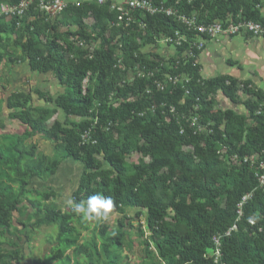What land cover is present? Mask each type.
I'll use <instances>...</instances> for the list:
<instances>
[{"label": "trees", "instance_id": "trees-1", "mask_svg": "<svg viewBox=\"0 0 264 264\" xmlns=\"http://www.w3.org/2000/svg\"><path fill=\"white\" fill-rule=\"evenodd\" d=\"M20 1L10 0V3L17 5ZM180 7L188 15L199 13L201 21L205 13L207 22L226 18L228 14L257 21L261 16L259 8L264 10V0H196L190 5L185 0ZM89 17L94 20L95 28L101 29L104 43L90 57L84 58L66 38L73 34L60 33L59 29L76 26V35L87 38L84 21ZM59 18L57 24H46L45 28L40 27L39 20L31 23L33 30L27 27L32 32L29 35L26 32L28 38L20 46L21 53L31 71L54 74L65 92L53 102L67 117L81 121L73 127L55 122L48 128V110L31 109L28 106L30 98L24 94L8 100V109L20 110L13 117L20 120L26 130L15 136L14 158L8 160L9 150H0V161H8L15 166L17 174L22 177L20 191H25L34 179L54 176L63 160L80 161L83 172L73 193L76 201H86L89 196L100 194L111 197L116 209L126 207L144 212L146 228L155 241L153 251L158 252L167 264H264V191L259 189L255 172L242 162L244 156L264 151V114L259 112L258 103L251 99L256 97L264 101V94L250 90L247 83L241 84L231 76L201 82L200 67L193 65V58L186 65L181 63L170 71L174 77L188 75L189 81L184 85L176 84L171 89L159 91L152 86L153 78L146 75L120 87L124 72L115 59L116 48L111 47L109 41L116 39L125 56L126 66L130 68L138 63L141 70L149 72L159 66L155 61L140 56L138 41L154 43L162 35L173 37L175 32H183V28L172 18L161 14L146 16L144 33L110 27L116 20V13L110 11L108 5L99 6L95 1L85 2L79 7L69 6ZM10 25L0 24V46L2 35L16 29L14 21ZM44 29L53 30L54 34L42 46L38 38ZM107 31L111 33L110 40L105 37ZM61 40L67 41L66 48L60 45ZM179 49L182 52L184 47ZM194 53L197 57L198 52ZM163 69L160 68L165 71ZM86 80L88 84L84 88ZM240 86L250 98L244 103L248 118L238 116L232 110L213 112L212 97L219 92L237 106ZM128 92H137V99L122 102L117 107L110 104L113 97ZM195 108L199 116L197 124L206 127L207 132L206 129L198 132V126L190 127L185 118H181L184 115L188 117ZM141 114H147L148 118H140ZM249 120L251 125H248ZM117 122L127 123L115 128L119 139L102 128ZM85 134H89L90 140L82 139ZM36 136L55 143L62 160L38 155L35 146L26 148L23 145ZM183 147H190L193 152H185ZM220 150H225L228 156H238L239 165L230 170L223 168ZM134 151L144 152L148 164L136 167V172L127 179L123 156ZM100 155L115 174L114 180L97 162L96 157ZM250 193L253 197L243 206V217L237 221V206ZM37 196L49 201L54 194ZM5 197V192L0 190L2 231L9 229L12 216L21 204L14 198ZM29 203L34 207L35 200ZM168 211H171V220L176 226L182 225L188 231L181 232L166 224ZM35 216L39 217L38 214ZM253 217L257 221L251 226L249 221ZM71 220V214L58 212L56 205L50 202L36 226L56 225L59 245L71 246ZM235 225L238 231L225 237L224 234ZM122 228L123 224L119 222L112 237V245L116 247L121 246ZM218 235L222 238L220 256L215 262V258H208L207 253L214 249L213 239ZM62 257L63 252L57 251L53 259ZM8 259L9 264H20L23 258L19 257V252H11ZM32 264L45 263L35 261ZM109 264H114L113 259Z\"/></svg>", "mask_w": 264, "mask_h": 264}, {"label": "rangeland", "instance_id": "rangeland-1", "mask_svg": "<svg viewBox=\"0 0 264 264\" xmlns=\"http://www.w3.org/2000/svg\"><path fill=\"white\" fill-rule=\"evenodd\" d=\"M195 1L190 0L191 3ZM167 2L168 4H172L171 0H167ZM3 4L5 6H13L10 0H3ZM37 6L38 3H34L23 15L0 16V24L11 26L10 23L14 21L16 26L15 30L8 31V33L2 35L3 41L0 46V150L1 152L9 150L7 154L8 160L13 159L15 156V153L12 151L15 150V136L21 135L26 130V127L20 120L13 117L20 110H10L7 108V102L13 96L24 94L30 98L28 106L31 109L48 110L50 112L49 120L46 123L48 128L53 126L55 122H59L63 126L73 127L81 121L76 117H67L53 102L65 92V88L58 83L54 74L52 72L39 74L31 71L28 62L23 58L21 53V44L27 41V34L29 35L32 32L31 30H33L31 23L39 20L40 27L45 28L46 24L52 26L60 21L59 16L47 18L46 12ZM259 10H261V16L255 22L264 25V10L262 8H259ZM194 15L200 16L197 12ZM206 15L205 13L203 21L212 23L206 21ZM232 19L238 23L247 21L241 15L233 17L231 14H228L226 18L218 20L228 23ZM84 25L87 38H81L76 35L78 31L76 26L60 27L59 32L64 34L71 32L73 35L66 38H69V42L74 44L78 54L86 58L90 57L98 48L103 46L104 40L101 38V29L95 28L94 20L91 17L84 21ZM28 26L29 28L31 27V30H27ZM53 34V30L44 29L38 41L44 46L52 38ZM110 35V31L105 33V37L109 38V40ZM169 38L170 36L162 35L156 38L154 43L142 44V41H138L141 46L138 53H140L143 59L155 60V62L166 64L163 69L165 71L160 70L155 74V77H150L153 78L152 86L159 91L171 89L175 86L171 82L174 78L177 79V85H184L189 81V77L186 74L173 77L171 75L172 73H170L172 63H174L182 52L169 41ZM194 39L192 36H187V42L189 44L185 45L186 50L189 49L190 45L194 51L198 52L195 64L200 67L199 74L201 82L220 76H232L240 81L241 84L247 83L250 90L264 94V33L253 37L242 30L236 37L221 35L213 40L204 38L203 48L200 51L195 49L194 44L198 45V43ZM60 42V45L66 48L65 43L67 41L64 42L61 40ZM109 43L111 47L116 48V52L120 49V45L116 39L109 41ZM43 50L45 51V49ZM120 50L122 52V48ZM118 53L120 52L118 51ZM124 57L123 52L121 56L115 55L117 64L124 72L125 78V82H119L120 87L130 85L132 78L134 80L143 73L138 63L130 68L126 66ZM159 74L160 76L158 77ZM87 84L88 81L86 80L83 83V87L85 88ZM237 95L239 100L237 106L232 105L220 92L213 96V112L232 110L236 115L248 118L249 114L244 108V103L249 101L250 98L243 92V87L241 86ZM136 99L137 92H128L127 94L113 97L110 100V104L117 107L122 102H133ZM251 99L258 103L260 108L259 112L264 114V101L258 100L256 97ZM48 100H52V102ZM196 110L195 108L190 112L188 117L186 115H184L185 117H181L183 119L185 118L184 121L188 122L190 127L194 124L193 119L199 117L196 114ZM151 113H153V110H151ZM33 115L37 116L36 113H33ZM175 116L177 118V114ZM140 118L146 119L148 117L147 114L145 116L141 114ZM125 124L127 123L117 122L110 125L111 127L105 125L102 128L106 133H112L117 137L118 134L115 128ZM251 124L252 121L249 120L248 125ZM205 129L206 127L201 132H205ZM207 131L208 129H206ZM83 137L85 138L84 140H89L90 138V136L86 137V135ZM23 145L26 148H29L31 145L35 146L36 154L38 155H45L62 160L60 158L62 154L56 151V144L44 140L42 136L29 139ZM141 145L142 142L140 143ZM183 150L188 153L193 152V149L190 147H183ZM219 154L223 162V168L230 170L239 165L240 159L238 156H228L225 150H220ZM255 154L250 156H254ZM96 159L102 169L109 172V178L114 180L115 174L105 162L103 156H97ZM123 163L125 165L126 178L128 179L136 172V167L148 164V157L144 152L134 151L123 156ZM81 165L83 166V164ZM64 174L65 170L63 169L59 173L60 178ZM21 181L22 177L17 174L16 168L11 162L0 161V190L5 192V198L10 199L11 197L21 202L19 210L12 216L9 229L0 230V264H9L8 255L11 252H19V257L23 258L20 264H32L35 261H44L45 264H109L111 259H113L114 264H167L166 260L160 258L158 252L156 254L153 251L155 241L146 228L147 220L144 212L135 208L120 207L116 209L112 207L106 218L95 221H84L81 215L72 211L74 204L79 202L73 197L74 192H71L70 189L66 190L65 196L56 194L49 201H45L35 195V190L40 191L42 189L39 188L40 184L30 185L25 191H20ZM44 183L45 181H43ZM34 200L35 205L32 207L29 201ZM50 202L56 205L58 212L71 214L72 216L71 227L73 234L69 237L71 246H66L65 244L59 245L58 227L56 225L41 224L36 226L37 220L42 218L43 210ZM220 205L224 206V202L220 201ZM35 213L39 217H36ZM171 217L172 213L168 211V216L165 218L166 224L172 228L179 229L181 232L188 231L182 225L176 226V223L171 220ZM251 220L256 223L257 218L253 217ZM119 222L123 224V228L121 229L123 237L121 238V246L116 247L112 245V237L118 230ZM219 243L221 245V241ZM57 251L63 252V257L59 260H54L53 257ZM214 252L215 248L213 251L212 249L208 250L207 257L216 259ZM166 255L172 254L166 253Z\"/></svg>", "mask_w": 264, "mask_h": 264}, {"label": "built area", "instance_id": "built-area-1", "mask_svg": "<svg viewBox=\"0 0 264 264\" xmlns=\"http://www.w3.org/2000/svg\"><path fill=\"white\" fill-rule=\"evenodd\" d=\"M95 1L99 6L108 5L110 11L116 13V20L110 24V27L123 28L126 31L145 32L146 23L145 19L148 15L161 14L168 18H172L182 28L183 32H175L173 37L170 36L169 41L178 48L184 47L179 57L172 63V69L177 68L181 63L186 65L189 59L193 58L196 60L194 49L189 45V49L186 50L187 36L190 34L197 44H194L195 49L201 50L203 48V40L216 39L221 35H228L236 37L243 30L245 33L250 34L253 37H257L264 33V25L247 20L243 23H238L233 19L224 23L223 21L216 20L212 23H206L199 20L197 15H188L185 13L180 4L185 0H171L172 4H168L167 0H92ZM91 0H21L17 5L5 6L3 3L0 4V16L1 15H23L25 11L32 6L34 3H38V6L42 11L46 12V17H58L66 8L69 6L79 7L85 2H92ZM187 4L190 5V0H186ZM121 49V47H120ZM118 49L116 55H122L121 50ZM180 50V49H179ZM186 50V51H185ZM118 51L120 53H118ZM152 61V60H151ZM155 61V60H153ZM196 62V61H195ZM194 62V66H196ZM160 68L165 67L166 64L158 63ZM157 67L152 71L142 70V74L138 77H144L147 75L148 78L153 77L160 71ZM125 79V78H124ZM133 79V78H132ZM131 81L133 82V80ZM129 81V80H128ZM125 82V80H123ZM171 82L176 85L177 79L174 78ZM159 87V86H158ZM193 127L198 126V118L193 119ZM113 125L109 123L108 126ZM111 127V126H110ZM204 127L198 126L197 131L201 132ZM86 137L89 134H85ZM84 135V136H85ZM84 140L85 138L82 137ZM90 140V138H89ZM244 164H248L250 168L255 172V177L259 184V189L264 191V151L256 153L254 156H244L242 158ZM253 197V193H250L243 197L241 203L237 206V221H240L243 217V206ZM251 226L255 225V222L250 220ZM237 226H233L231 229L224 234L225 237H229L232 232H237ZM222 236L218 235L213 239L215 248V262L218 261L220 256V241Z\"/></svg>", "mask_w": 264, "mask_h": 264}, {"label": "crops", "instance_id": "crops-1", "mask_svg": "<svg viewBox=\"0 0 264 264\" xmlns=\"http://www.w3.org/2000/svg\"><path fill=\"white\" fill-rule=\"evenodd\" d=\"M81 164L80 162L73 159H66L61 162L58 167L57 173L54 176L44 179H34L31 182V185L40 184L39 188H42L40 189V191L35 190V195L47 194L52 192L54 195L60 194L62 196H65L66 190L69 189L71 190V192H75L79 186L80 178L83 172V166ZM63 169L65 170V174L60 178L59 173ZM43 181H45L44 184ZM52 202L55 203L53 200Z\"/></svg>", "mask_w": 264, "mask_h": 264}, {"label": "clouds", "instance_id": "clouds-1", "mask_svg": "<svg viewBox=\"0 0 264 264\" xmlns=\"http://www.w3.org/2000/svg\"><path fill=\"white\" fill-rule=\"evenodd\" d=\"M113 207V200L109 196L93 194L86 201L75 203L72 211L84 221H95L106 218Z\"/></svg>", "mask_w": 264, "mask_h": 264}, {"label": "bare ground", "instance_id": "bare-ground-1", "mask_svg": "<svg viewBox=\"0 0 264 264\" xmlns=\"http://www.w3.org/2000/svg\"><path fill=\"white\" fill-rule=\"evenodd\" d=\"M33 15V14H32ZM37 15V14H36ZM31 16V15H30ZM28 20V19H27ZM26 22V21H25ZM40 22H41V20H40ZM32 25V24H31ZM15 27V26H14ZM142 71V70H141ZM4 75V74H3ZM174 77V76H173ZM178 77V76H177ZM218 94V93H217ZM213 251V250H212Z\"/></svg>", "mask_w": 264, "mask_h": 264}]
</instances>
